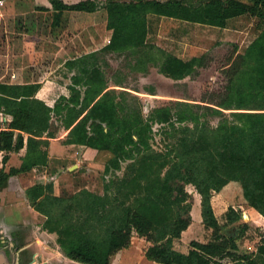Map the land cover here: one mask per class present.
Returning a JSON list of instances; mask_svg holds the SVG:
<instances>
[{
    "label": "trees",
    "instance_id": "trees-1",
    "mask_svg": "<svg viewBox=\"0 0 264 264\" xmlns=\"http://www.w3.org/2000/svg\"><path fill=\"white\" fill-rule=\"evenodd\" d=\"M51 4L55 20L66 11L105 9L112 39L100 51L67 61L66 67L76 70L70 96H61L53 107L37 97L41 83L0 82V113L10 117L0 130L2 163L9 161L11 152L27 150L20 168L0 170V192L11 177L47 167L50 140L64 129L68 131L65 145L111 154L103 193L83 188L61 196L42 183L26 190L30 206L45 217L43 230L57 235L70 260L111 264L114 256L131 247L136 233L148 243L146 259L158 264H257L251 255L240 253L237 243L248 229L246 224H240L238 237L224 232L240 221L241 211L230 206L227 222L221 225L211 199L214 193H225L232 201L238 197L264 216V0L76 4L51 0ZM150 15L222 28L230 19L251 15L258 18L261 32L244 52L234 49L229 54L223 69L226 84L209 101L175 102L145 116L137 96L110 88L105 54L134 56V69L153 61L161 74L174 80L199 75L211 60L207 55L184 60L158 50L148 42ZM56 117L58 125L53 121ZM156 124L162 125L165 139L160 151L153 145ZM188 186L201 196L203 223L212 229L208 243L181 242L192 224L194 197ZM258 252L264 257V236Z\"/></svg>",
    "mask_w": 264,
    "mask_h": 264
},
{
    "label": "rangeland",
    "instance_id": "rangeland-1",
    "mask_svg": "<svg viewBox=\"0 0 264 264\" xmlns=\"http://www.w3.org/2000/svg\"><path fill=\"white\" fill-rule=\"evenodd\" d=\"M8 9L9 3L4 1V5L0 7V12H6ZM250 17L253 20H258L257 17L251 15ZM0 18L2 17L0 16ZM51 20L53 18L49 19L48 22H51ZM97 20L100 21V17ZM86 21L88 20L84 18L81 20L67 18L65 20L66 33L64 38L67 39L65 50L59 56L55 55L53 57L51 54L53 52L49 49L47 58L43 59L39 66H34L36 63L31 62L32 67L29 65L26 68V70L34 73V80L36 81L54 80V84L45 94L47 102L51 104L55 105V102L61 96H64L63 93L67 94V97L70 96L71 76L76 70H69L64 61L96 49V43L101 41L105 31L104 26L97 28L93 33L83 29V32H77L79 34L75 36L72 35L73 32L78 30L76 25L79 22L84 24ZM149 26L148 42L158 50L163 49L184 60L207 55L211 59L209 66L201 69L197 76L174 80L161 74L158 67L153 65V61H146L144 65L134 69V56L108 53L105 54L103 60L107 63L104 70L110 88L118 91L125 90L137 96L143 104L145 116H148L154 108L170 106L175 102L202 103L203 100L209 101L213 94L221 91L226 84L223 74L226 58L233 51L234 46L230 43L220 42L222 35L214 26L158 15L149 16ZM81 27L84 26L81 25ZM3 33L7 35L8 40L9 22L7 19L3 22L0 21V72L2 69L9 68L6 66L8 60L1 59L3 53L8 54V52L2 50L3 41L7 42L5 35H2ZM68 37H71V40L68 41ZM31 46L32 50H30ZM31 46L26 50V54L28 58L31 56L33 59L35 58L33 54H36L33 51L35 46ZM158 50H153V53H157ZM159 55L158 53L155 58ZM55 61H58L59 64L53 65L52 63ZM156 61L158 62L159 58H156ZM117 83L120 85L118 86ZM50 95L52 97H49ZM53 121L54 124H59L57 117ZM216 123L217 120H213V124ZM162 128V125L156 124L154 126L155 138L153 145L158 151L164 150L165 146ZM67 135L68 131L60 129L57 137L54 138V143L57 145H55V150L50 148L49 145V155L50 152H53L57 156L50 161L47 167L39 168V177L36 178V183L46 185L47 190L61 196H70L83 188L103 193L105 180L109 178L105 177L104 169L111 157L110 153L98 152L83 146L66 147L69 153L63 152L62 146L65 145L63 142ZM27 185L22 184L18 179H12L5 188L7 190H3V198L0 199V251L2 250V239L4 240L8 236L13 239L18 234V236L20 235L19 246H29L26 250L25 260H29L34 255V264H78L70 261L63 254L57 243L56 234L43 230L45 217L33 211L30 206L26 195ZM187 189L193 197L197 194L193 186H188ZM194 201L195 199H193V205ZM239 201L238 197H234L232 203L236 204ZM198 213L201 216L200 204L194 227L190 232L194 234L191 240L200 238L198 236L201 233L202 222H199ZM225 222L226 219L223 216L221 224L224 225ZM248 228L243 236L244 238L242 237V240L240 238L238 241L241 251H250L256 248L258 240L262 236L260 229L258 231L255 228L253 230H250V227ZM236 229L229 228L228 233L230 235L236 234V237H238L240 226ZM201 237L212 239V232L210 233L208 230L206 234L201 233ZM144 240V238L134 233L132 245L128 248L129 252H126L122 259L120 257L118 259L117 257L113 258L111 264H151L147 263L148 260L144 256L148 245Z\"/></svg>",
    "mask_w": 264,
    "mask_h": 264
},
{
    "label": "crops",
    "instance_id": "crops-1",
    "mask_svg": "<svg viewBox=\"0 0 264 264\" xmlns=\"http://www.w3.org/2000/svg\"><path fill=\"white\" fill-rule=\"evenodd\" d=\"M4 1L9 3V9L6 12H0V16L2 17L0 18V21L3 22L6 21V19L8 20L9 34H8V40H7V35L4 33L2 34L3 36L5 35L7 41V42L3 41L4 45L2 46V50L8 52V54L3 53L4 55L1 57V59L3 58L4 60H8L6 66H8L9 68L7 67L8 69H2V71L0 72V82L11 83V84L14 83L25 84V83H35V82L41 83L42 87L37 93V97L43 100L44 102H46L49 106L53 107L54 104L47 102L45 94L46 91H48V89L52 87L51 85L54 84V80L45 79L44 81L43 80L36 81L34 80L35 77L34 73H32L29 70H26V68L29 65H31L30 67H32L31 62L36 63L34 66H39V63L41 64V61L47 58V51L49 49L52 50L53 53L51 54L53 57L55 55L59 56L60 53H62V51L65 50L66 47L65 44L67 39H65L64 36L66 33L65 20L67 18H70L71 20L73 19L81 20L82 18L88 20L84 24H80L79 22L76 25L78 27V30L72 33V35L74 36L83 32V29L84 30L87 29L88 32L93 33V31L96 30L97 28H102V26H104L105 31L103 33L101 41L96 43V49H93L92 51H89L86 54L100 51L101 49L106 47L108 44H110V41L112 39V31L107 29V22H108L107 11L105 9H101L94 13L66 11L62 14V16L58 17L55 20L54 19L55 11L53 10L51 0H4ZM63 1L66 4H76L83 0H63ZM98 17H100V21L97 20ZM52 18L53 20H51V22L50 21L48 22V20ZM257 24H258V20L256 19L253 20L252 17H250L249 15H243L240 17L230 19L226 27L224 28L215 27V26L214 27L215 29L218 30L219 34L222 35L220 42L224 44L230 43L234 46V49H238V52L242 53L260 34L261 31L259 30ZM81 25H83L84 27H81ZM69 40H71V37H68V41ZM31 45L35 46L33 51L36 54H33V56H35V58L33 59L31 58V56H29L28 58L26 54V50H28ZM30 50H32V46ZM86 54H81L77 57L70 58V60H74ZM67 61L69 60L64 61L65 65ZM57 62L58 61H55L52 64L53 65L59 64V62L58 63ZM63 95L67 96V94L64 93ZM49 97L52 96L50 95ZM9 120L10 117H8V122ZM55 145L56 144L54 143V139H51L50 148H54L55 150ZM73 146L75 145L62 146V148L64 149L63 152L64 151L68 152V149L66 147L70 148ZM26 152H27L26 147L19 152H11L9 154L10 156L9 161L4 165L2 163L4 153L0 151V170L4 168L8 172L12 167L20 168ZM56 156H57L56 153L50 152L49 163ZM38 170L39 168H36L28 173H23L20 175L13 176L10 178L9 183L12 181V179H18V181H20L22 184H28L27 185V189H28L34 184H36L35 180L36 178L39 177ZM6 190L7 189H4V191ZM4 191L0 192V199L3 198L2 195ZM194 199H195L194 201L195 203L192 207V212H191L192 224L186 231L182 233L181 242L185 244L186 243L188 244L192 241H197L200 243H208L212 239H206V237L205 238L201 237V233L206 234L208 230L211 233L212 229H207L203 223L202 207H201V216L198 213L199 222H202L201 233L200 236H198L200 238L191 240L194 234L190 232L193 229L194 223L197 218L198 206L199 204L201 205V196L197 193L194 195ZM230 199L231 198H228L225 193H214L212 196L211 199L212 207L219 223L221 224V219L223 216H225L229 207L233 206L234 209H236L237 211L239 210L241 211V219L240 221H237L229 225L230 226L229 228L236 229L238 228V226H240V224H246L248 225V227H250V230H253V228H255L256 230L259 231L260 229V232L262 233L261 236L262 238L264 236V216H262L254 208L246 205L244 201L241 200L238 203L234 204ZM33 211L35 210L33 209ZM227 227L224 229L225 233H228L229 228ZM261 238L260 240H258L259 241L258 245L261 241ZM240 240H242V238ZM238 241L239 239L237 240V243ZM258 245L256 248L250 251L240 250V253L244 255L247 254L251 255V257L257 264H264V257L258 252ZM126 252L128 253L129 250L128 249L122 250L113 258L117 257L118 259L120 257L122 259ZM148 261L147 263L158 264L156 262H152V261L148 262Z\"/></svg>",
    "mask_w": 264,
    "mask_h": 264
},
{
    "label": "flooded vegetation",
    "instance_id": "flooded-vegetation-1",
    "mask_svg": "<svg viewBox=\"0 0 264 264\" xmlns=\"http://www.w3.org/2000/svg\"><path fill=\"white\" fill-rule=\"evenodd\" d=\"M19 239L20 235L17 234L13 239L8 236L1 240L0 264H34V255L25 260L29 246H19Z\"/></svg>",
    "mask_w": 264,
    "mask_h": 264
},
{
    "label": "built area",
    "instance_id": "built-area-1",
    "mask_svg": "<svg viewBox=\"0 0 264 264\" xmlns=\"http://www.w3.org/2000/svg\"><path fill=\"white\" fill-rule=\"evenodd\" d=\"M3 5H4V0H0V7ZM7 123H8V117L0 113V130L6 128Z\"/></svg>",
    "mask_w": 264,
    "mask_h": 264
},
{
    "label": "water",
    "instance_id": "water-1",
    "mask_svg": "<svg viewBox=\"0 0 264 264\" xmlns=\"http://www.w3.org/2000/svg\"><path fill=\"white\" fill-rule=\"evenodd\" d=\"M73 168H74V167H73ZM73 168H72V169H73ZM233 236H236V234H234Z\"/></svg>",
    "mask_w": 264,
    "mask_h": 264
}]
</instances>
